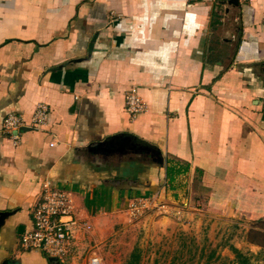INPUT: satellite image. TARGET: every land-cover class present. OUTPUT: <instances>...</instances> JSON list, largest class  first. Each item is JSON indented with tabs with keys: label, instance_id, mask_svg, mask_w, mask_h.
Segmentation results:
<instances>
[{
	"label": "crops",
	"instance_id": "1",
	"mask_svg": "<svg viewBox=\"0 0 264 264\" xmlns=\"http://www.w3.org/2000/svg\"><path fill=\"white\" fill-rule=\"evenodd\" d=\"M225 1L0 0V129L48 110L15 146L0 133V264H102L135 199L264 264V0ZM44 181L89 227L61 263L18 246Z\"/></svg>",
	"mask_w": 264,
	"mask_h": 264
},
{
	"label": "rangeland",
	"instance_id": "2",
	"mask_svg": "<svg viewBox=\"0 0 264 264\" xmlns=\"http://www.w3.org/2000/svg\"><path fill=\"white\" fill-rule=\"evenodd\" d=\"M122 215L109 231L106 245L100 247L102 264H123L134 249L138 254L136 264H204L209 250H214V256L207 264H229L233 261L230 247L228 253L232 259L222 250L227 242L226 233L221 237L219 232L218 235L213 233L209 241L206 237L208 230L182 229L184 220L172 215L167 217L155 208ZM248 239L256 243V234H250ZM250 264H256V260Z\"/></svg>",
	"mask_w": 264,
	"mask_h": 264
},
{
	"label": "built area",
	"instance_id": "3",
	"mask_svg": "<svg viewBox=\"0 0 264 264\" xmlns=\"http://www.w3.org/2000/svg\"><path fill=\"white\" fill-rule=\"evenodd\" d=\"M262 104L264 106V96ZM123 108L131 120L146 111V104L138 95L136 86L131 85L124 91ZM47 112L45 105H36L28 124L24 123L20 115L8 113L2 120L0 133L15 146L19 143L20 128L44 127L47 123ZM149 206V201L135 199L128 204L127 213L132 215ZM88 229L84 222L76 218L70 193L44 181L40 184L39 200L30 214V227L20 234L18 246L23 251H37L48 259L61 263L74 248L75 233ZM89 264H98V261L91 258Z\"/></svg>",
	"mask_w": 264,
	"mask_h": 264
},
{
	"label": "trees",
	"instance_id": "4",
	"mask_svg": "<svg viewBox=\"0 0 264 264\" xmlns=\"http://www.w3.org/2000/svg\"><path fill=\"white\" fill-rule=\"evenodd\" d=\"M230 251L233 254V261L229 264H250L249 258L239 252L237 249L230 247ZM214 256V250H209V254L206 256L204 264H207V262L212 259ZM138 261V254L136 253V249L132 250V252L129 254L128 259L123 264H136Z\"/></svg>",
	"mask_w": 264,
	"mask_h": 264
},
{
	"label": "water",
	"instance_id": "5",
	"mask_svg": "<svg viewBox=\"0 0 264 264\" xmlns=\"http://www.w3.org/2000/svg\"><path fill=\"white\" fill-rule=\"evenodd\" d=\"M225 2H227V4H231V5H233V6H237V1H236V0H228V1H225ZM225 2H224V3H225ZM94 39H95V35H94V36L91 38V40H90V43H89V46H88L89 49L91 48ZM27 130H28V128H25V127L20 128V132H24V131H27ZM151 153H152V154H155V155L158 157V160H159L158 162H160L159 153H158V152H151ZM21 231H22V227L19 226V227L17 228V233H21ZM49 260L54 261L53 259H49ZM54 262H55V261H54ZM1 264H18V263L15 262V261L5 260V261L2 262Z\"/></svg>",
	"mask_w": 264,
	"mask_h": 264
}]
</instances>
